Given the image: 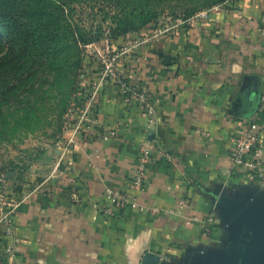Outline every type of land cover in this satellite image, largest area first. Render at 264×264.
<instances>
[{"label": "crops", "instance_id": "obj_1", "mask_svg": "<svg viewBox=\"0 0 264 264\" xmlns=\"http://www.w3.org/2000/svg\"><path fill=\"white\" fill-rule=\"evenodd\" d=\"M151 36L126 47L92 127L71 135L59 168L36 189L11 190L19 264L241 263L251 233L231 216L264 211V184L233 166L229 150L250 129L264 144V0H228L193 26ZM118 80L147 91L152 129ZM146 142L152 162L133 192L146 210L112 207L106 191L127 190ZM6 243L0 232V264H11Z\"/></svg>", "mask_w": 264, "mask_h": 264}, {"label": "rangeland", "instance_id": "obj_2", "mask_svg": "<svg viewBox=\"0 0 264 264\" xmlns=\"http://www.w3.org/2000/svg\"><path fill=\"white\" fill-rule=\"evenodd\" d=\"M62 1L60 32L71 47L50 62L60 69L57 78L45 63L34 76L17 78V66L3 62L7 48L0 50V178L14 194L36 189L52 174L65 142L82 131L80 116L95 88L107 92L113 83L108 65L117 74L126 47L221 0ZM80 37L84 43L75 42Z\"/></svg>", "mask_w": 264, "mask_h": 264}, {"label": "built area", "instance_id": "obj_3", "mask_svg": "<svg viewBox=\"0 0 264 264\" xmlns=\"http://www.w3.org/2000/svg\"><path fill=\"white\" fill-rule=\"evenodd\" d=\"M228 3V0L221 4L210 7L207 10L198 12L197 14L188 17H178L172 21L170 25H165L163 28L156 27L152 32V38H156L159 35L165 34L170 31H174L180 27L193 26L197 20L202 18H208L210 12H216L222 9L224 5ZM140 43L135 40L133 44ZM264 60V51L262 52ZM113 63L108 65L112 78H117L113 68ZM119 88L123 96V100L126 104H133L139 110V115L143 119L144 126L147 130L152 129L156 125V121L153 115L152 104L149 99L147 91L139 84L128 83L122 80H118ZM99 86L95 88V92L91 95L90 101L86 109L80 116V124L82 127L89 129L92 127L94 120L91 118L93 105L96 101V96L99 93ZM80 128L78 125L77 129ZM110 135H113L111 132ZM105 139L108 138L106 135ZM73 144V138H69L63 145V155L67 153L69 147ZM168 161L172 160V156L168 153L160 151ZM229 160L233 166L243 168L247 173L249 181L255 184H264V144L259 135L253 130H246L241 134L234 136L231 139V148L229 150ZM152 162V155L148 142L141 145L137 156V163L134 170L133 178L129 182L126 191H118L108 189L106 194L110 198L112 207L123 209L125 207H131L138 211H145L146 209L140 206L137 202L133 192L139 191L145 181V175L149 165ZM61 163V158L55 163L53 172L56 171ZM184 200H181L180 204H184ZM19 202H15L12 199L11 190L8 183L0 178V232L7 239V243L3 248V257L8 259L11 264H19V240L16 232V225L14 220V213ZM108 215H111V210L105 211ZM156 212L155 210L152 211ZM205 228V226H204Z\"/></svg>", "mask_w": 264, "mask_h": 264}, {"label": "trees", "instance_id": "obj_4", "mask_svg": "<svg viewBox=\"0 0 264 264\" xmlns=\"http://www.w3.org/2000/svg\"><path fill=\"white\" fill-rule=\"evenodd\" d=\"M65 3L62 0H0V50L2 46L7 48L2 57L4 63L17 66L14 76H34L45 63L49 73L57 78L60 69L50 62L71 47L69 36L60 32ZM75 42L84 43L85 39L80 37Z\"/></svg>", "mask_w": 264, "mask_h": 264}, {"label": "water", "instance_id": "obj_5", "mask_svg": "<svg viewBox=\"0 0 264 264\" xmlns=\"http://www.w3.org/2000/svg\"><path fill=\"white\" fill-rule=\"evenodd\" d=\"M260 100V93L256 95L253 108L248 117L254 114ZM231 217L239 221L251 233L250 240L246 243L243 258L240 264H264V211H254L234 214ZM157 259L147 258L146 264H156Z\"/></svg>", "mask_w": 264, "mask_h": 264}]
</instances>
